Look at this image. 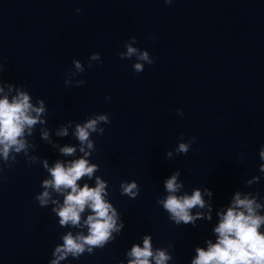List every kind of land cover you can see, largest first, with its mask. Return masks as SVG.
Wrapping results in <instances>:
<instances>
[{
  "label": "clouds",
  "instance_id": "1",
  "mask_svg": "<svg viewBox=\"0 0 264 264\" xmlns=\"http://www.w3.org/2000/svg\"><path fill=\"white\" fill-rule=\"evenodd\" d=\"M173 0H164L165 4H171ZM77 13L81 9L75 10ZM132 42H136V38L132 37ZM127 51L120 53L121 59L132 58L135 56L137 61L132 68L135 73H141L145 70V63L153 65L155 60L149 55L148 51H139L132 47L131 44L126 45ZM91 60H99L100 54L93 53ZM75 68L79 72H83L81 63L77 60L73 61ZM102 63V62H101ZM92 65L89 64V68ZM3 71L0 65V72ZM65 85L69 83L64 81ZM85 81H79V85H83ZM7 93L5 87L0 86V158L5 165L11 167L12 163H16L17 156L23 153L28 156L30 145L26 136H31L34 127L37 124H44L41 118L46 114V107L43 100L34 106L32 97L27 91L16 88V94L9 98L12 93L13 86L7 85ZM110 99V97H106ZM182 116V110H177ZM101 123L110 124L111 120L108 114L96 115L94 118L88 119L83 124H77L74 135L79 140L81 147L80 152L84 156L65 163L56 161L53 166L49 167L47 160H44L43 167L50 174V179L42 182L44 191L35 197L39 201L41 207L47 206L50 202L57 205L53 208V212L59 217L61 226L71 225L72 227H81V214L86 209L91 210V214L83 221V226L87 227L88 234L77 233L73 235L71 232L62 237L63 244L57 246L53 256L55 257L51 264H60L61 260L71 255L75 259H79L86 251L89 254L94 252L95 248H103L113 237V233L120 232L123 224H117L118 214L116 209L106 199V183L99 177L96 178V186L90 188L88 184L80 187L78 181L83 177L91 179L93 174L98 170V166L90 164L86 158L90 153L87 149L94 150L93 142L89 139L92 133L103 135L105 129L98 127ZM57 136H67L68 128L61 127L56 132ZM183 136V134H181ZM41 138L49 141V132L47 129L41 130ZM196 143V137H192L187 143H179L175 149L177 154H187L192 146ZM55 147V145H53ZM60 153L65 156H71L76 152L74 147L64 146L59 149ZM173 153L169 151L167 157L171 158ZM260 156L264 159V149L260 151ZM31 163L39 160V157H29ZM2 171V169H0ZM264 171V166L261 167ZM179 171L173 173L164 181V187L168 195L157 203L169 213L170 219L177 225L183 223L185 225L194 224L197 219L203 217L202 213L192 214L193 208H205L204 195L211 196L209 190L205 193L199 189L192 192L191 195L177 193L183 187L182 183H178ZM251 183V182H250ZM121 194L130 198H135L139 194V188L136 182L124 183L121 185ZM51 189L59 195H63V203L53 200ZM261 204L257 203L255 198L248 195L241 197V193L237 192L232 200V205L226 211L218 213L220 216L219 224L215 227L214 232L217 234V241L213 244L208 241L207 249L196 248V257L191 264H264V231L261 226L264 225V216L258 214ZM209 206V211H210ZM210 219V216L208 217ZM130 258L128 264H167L171 256L166 250L153 251L151 237L144 236L143 247L133 245L127 253Z\"/></svg>",
  "mask_w": 264,
  "mask_h": 264
}]
</instances>
